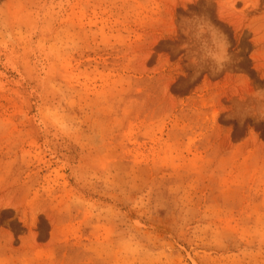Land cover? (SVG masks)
I'll return each instance as SVG.
<instances>
[{"label":"rangeland","instance_id":"obj_1","mask_svg":"<svg viewBox=\"0 0 264 264\" xmlns=\"http://www.w3.org/2000/svg\"><path fill=\"white\" fill-rule=\"evenodd\" d=\"M0 264H264V0H0Z\"/></svg>","mask_w":264,"mask_h":264}]
</instances>
